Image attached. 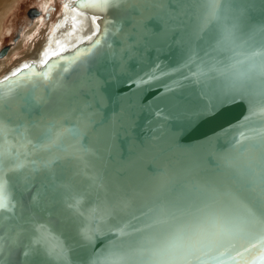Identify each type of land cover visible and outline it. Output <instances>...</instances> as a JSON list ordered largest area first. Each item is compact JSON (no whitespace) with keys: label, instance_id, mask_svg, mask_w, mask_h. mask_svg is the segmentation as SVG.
Returning a JSON list of instances; mask_svg holds the SVG:
<instances>
[{"label":"water","instance_id":"obj_1","mask_svg":"<svg viewBox=\"0 0 264 264\" xmlns=\"http://www.w3.org/2000/svg\"><path fill=\"white\" fill-rule=\"evenodd\" d=\"M86 2L73 0V6L89 16L91 35L27 65L43 72L48 66L45 61L59 62L51 74L57 78L61 69L70 66L62 57L86 50L105 31L109 33L110 49H100L102 54L89 57L86 66H72L63 76L62 87L50 95L40 83L37 94L48 97V103L39 109L23 111L17 106L20 103L17 94L25 90L18 81L41 79L33 76L31 69L13 76L26 64L0 78V94L13 89L17 97L13 108L5 109V118L22 120L25 124L36 122L38 126L48 121H59L64 127L78 124L85 131L91 149V155L83 162L57 165L55 186L43 171L34 175L27 170L8 175L7 169L0 172V191L9 193L18 217L5 220L0 230L4 264H93L97 257L103 261L105 249L126 239L115 231L114 225H134V217H142L148 211L153 178L159 174L154 170L163 167L174 174L189 172L201 180L218 177L221 157L238 146L237 141L243 139L241 133L254 135L264 130L261 112L264 102L240 97L217 104L206 118L191 123L185 120L205 100H213L211 93L216 87L212 80L202 84L199 76L196 80L191 78L192 72H198L197 67H183L189 56L214 62V58L205 57L200 41L191 39L197 19L188 0H172L171 5L120 0L119 10L111 6L108 10L80 6ZM247 2L252 5L253 19H264V0ZM133 4L140 15L135 14ZM162 9L175 20L169 21L165 16L164 31L159 30L155 20L143 36L134 29L147 16L161 15ZM40 12L34 7L29 16L33 18ZM108 21L111 23L106 26ZM126 45L132 46L134 58L125 56ZM10 49V45L4 46L0 58ZM156 64L171 75L139 89L126 83L150 72ZM169 88L172 91H166ZM246 116L250 119L245 120ZM76 193L83 200L78 209L84 214L83 219L69 207ZM109 197L119 205L115 219L109 217L103 224L93 226L89 217L97 210L103 215ZM41 225L48 231H37ZM41 235L46 237L45 243L36 248L32 242ZM57 248L64 250L67 261L50 254ZM25 252L29 254L25 256ZM257 253L258 249L253 250L245 259L251 260ZM225 264L236 262L226 256Z\"/></svg>","mask_w":264,"mask_h":264},{"label":"snow or ice","instance_id":"obj_2","mask_svg":"<svg viewBox=\"0 0 264 264\" xmlns=\"http://www.w3.org/2000/svg\"><path fill=\"white\" fill-rule=\"evenodd\" d=\"M119 2L88 0L80 6L104 10L111 6L119 10ZM141 2L145 5H171L172 0ZM188 3L197 19L191 39L200 41L205 57L214 58V62L189 56L183 67H197L198 72H192L191 78L196 80L199 76L202 84L212 80L216 87L211 93L213 100H205L186 115L185 120L191 123L206 118L214 112L217 104H226L236 97L264 102V19H253L250 15L252 5L247 0H188ZM133 8L135 14L140 15L135 4ZM161 11V15L147 16L142 23L134 25V29L143 36L151 29V21L155 20L159 30L164 31V17L172 22L175 20L166 10ZM95 20L93 17L94 23ZM108 23L111 21L106 22V26ZM108 35L105 31L103 37H98L86 50H78L71 57H62V60L69 61L70 66L61 69L57 78L51 74L59 62L48 64L45 61L48 66L43 72H36L27 64L14 72L13 76H17L24 69H31L33 76L41 78L29 79L26 83L18 81L25 90L17 94L20 98L17 106L30 111L46 105L48 97L37 94L40 83L45 85L49 95L61 88L63 76L70 72L72 66H86L89 57L99 56L102 54L100 49L112 47L107 43ZM131 49V45L124 49L128 58L135 56ZM166 75L171 73L156 64L150 72L126 83L139 89ZM13 91L9 89L0 94V172L7 169L5 174L8 175L27 170L34 175L43 171L55 186L57 165L83 162L91 155L87 135L78 124L64 127L59 121H48L38 126L36 122L25 124L22 120L5 118V109L11 110L16 104L17 97ZM261 112L264 113V109ZM247 119L250 117L246 116ZM241 136L243 139L237 141L238 146L232 153L221 157L218 177L201 180L189 172L174 174L163 167L154 170L159 174L153 178L148 211L142 217H134V225L115 224V231L126 239L105 249L103 261L97 257L93 264H225L226 256L236 264H256V261L264 264V130L254 135L242 132ZM80 196L76 193L69 207L83 219L84 214L78 210L83 203ZM118 206L112 198H107L104 214L97 210L89 217L92 225L103 224L109 217L115 219ZM15 208L9 193L0 191V230L5 220H18ZM37 231L48 229L41 225ZM45 240L46 237L41 235L32 243L39 248ZM257 249L255 257L245 259L246 254ZM3 252L0 237V264H4ZM28 254L25 252V256ZM50 254L67 261L63 249H53Z\"/></svg>","mask_w":264,"mask_h":264},{"label":"bare ground","instance_id":"obj_3","mask_svg":"<svg viewBox=\"0 0 264 264\" xmlns=\"http://www.w3.org/2000/svg\"><path fill=\"white\" fill-rule=\"evenodd\" d=\"M1 1V0H0ZM53 0H41V12L37 16H40L45 12ZM36 16V17H37ZM34 18V17H33ZM30 30H27L22 38V42H30V49H33V40L40 36L43 31L45 33L43 42L39 46L36 53H27L25 59L20 60L13 67L5 69V72L0 75V78L4 75L14 71L19 66L27 64L29 61L34 60L40 62L45 59L46 54L50 52H56L59 49L72 46L79 40L88 37L92 33V23L89 16L80 9L73 6V0H63V7L60 14L53 22L51 30L45 29L43 16L38 17ZM49 29V28H48ZM9 31V30H8ZM47 31V33H46ZM14 50L11 48L9 52L2 58H0V69L3 66L7 55L13 54Z\"/></svg>","mask_w":264,"mask_h":264},{"label":"rangeland","instance_id":"obj_4","mask_svg":"<svg viewBox=\"0 0 264 264\" xmlns=\"http://www.w3.org/2000/svg\"><path fill=\"white\" fill-rule=\"evenodd\" d=\"M41 9V0H1L0 1V50L10 45L14 50L13 54L7 55L1 60H5L0 69V75L5 69L13 67L20 60L28 58L27 53L35 54L43 42L44 31L33 40V49H30V42H22L24 33L30 30L36 19L43 16L45 29L51 30L53 22L61 12L63 0H53L48 9L40 16H29L32 8ZM49 28V29H48ZM9 30V31H8ZM47 33V31H46Z\"/></svg>","mask_w":264,"mask_h":264}]
</instances>
